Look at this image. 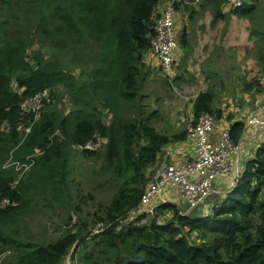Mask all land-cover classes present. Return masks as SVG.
Here are the masks:
<instances>
[{"label": "trees", "instance_id": "obj_1", "mask_svg": "<svg viewBox=\"0 0 264 264\" xmlns=\"http://www.w3.org/2000/svg\"><path fill=\"white\" fill-rule=\"evenodd\" d=\"M158 1L0 0V198L14 201L0 209V249L10 250L0 264H56L71 248L82 264H122L133 248L143 259L126 264H264V139L246 159L232 188L209 211L182 214L163 201L152 215L139 212L128 218L163 145L186 138V128L158 129L153 120L161 114L155 108L146 110L142 102L150 69L144 57L151 47ZM208 1L214 5L213 18L222 17L220 1ZM256 1L242 0L230 11L246 15ZM254 31L250 34L264 39V31ZM37 36L69 51L71 59L82 64L78 73L46 56L41 47L29 53ZM259 59L264 71V52ZM259 84L251 80L244 89ZM59 86L70 100L67 111L50 103L34 120L31 114H21L24 97ZM214 98L210 87L198 91L191 104L193 116L201 111L222 116ZM19 123L29 126L24 138ZM243 124H230L235 142ZM95 132L106 137L102 149L82 153L104 159L103 168L111 172L109 184L115 188L104 206L98 202L102 213L96 210L92 219L79 214L75 224L63 225L48 241L13 234L9 224L23 214L21 202L29 190L60 204L69 197L64 176L68 150ZM37 150L41 153L34 156L35 162L12 186L17 171L3 167L6 160L10 155L25 160ZM80 209L78 200L69 217ZM165 210L171 214L164 217ZM90 221L102 226L91 232Z\"/></svg>", "mask_w": 264, "mask_h": 264}, {"label": "rangeland", "instance_id": "obj_2", "mask_svg": "<svg viewBox=\"0 0 264 264\" xmlns=\"http://www.w3.org/2000/svg\"><path fill=\"white\" fill-rule=\"evenodd\" d=\"M189 1L197 9H210L212 12L211 21L219 23L217 28L223 39V41L221 39L220 43L233 45L224 51L223 57L217 54L216 59H218V63L214 60L209 64L199 66L200 68L198 69H196L195 65L187 69V65H182L180 61H178L177 66V60H175V68L177 66L178 70L176 75L174 70V74L170 79L163 74L155 55H153L155 57L148 59L149 62L156 63L153 64L150 71L146 72L145 87L141 90L145 92L142 102L145 103L146 110L155 108L161 114L153 120V123L158 129L165 132L185 128L189 122L194 120L190 105L196 93L207 87L212 88L214 91V105L220 108L221 115L226 119H228V116L243 117L241 109L245 105H250V102H255L257 98H264V71L259 59L260 54L264 52V39L260 38L262 34L258 36L250 34V32H256L254 30L264 31V0L256 1L254 10L241 16L230 11L239 5L233 4L230 0H219L222 17L218 18H213L215 10L213 9L214 5L210 3L211 1L199 0L197 3L196 0ZM178 38L179 36L177 35V43L180 44V38ZM33 44L32 47L28 48L29 53L32 49L41 47V51L46 56L57 58L65 67L74 71L75 74L78 73L79 67L82 64L80 61L72 60L69 51L49 44L42 36H37ZM149 51H152L151 47ZM30 62H34L33 57L30 58ZM251 80H257L260 86L244 89L246 82H250ZM12 86L16 88V83L13 82ZM47 88H50L52 100L45 103L42 108L44 109L51 103V106L60 108L63 112L67 111L70 106V100L63 88L61 86L58 88ZM21 89L19 88V90ZM245 94L250 97L249 103L244 100ZM21 101L19 102L20 110H22L21 114L24 112L30 115L31 106L23 104ZM36 118H33V120ZM105 118L107 119L108 116ZM261 121H264V117ZM245 122L247 123L246 119ZM22 128V125L21 127L17 126V130H19L22 138H24L30 130ZM54 133H59V131L56 130ZM103 144L98 149H102ZM38 153H41V150L28 154L25 160L14 159L11 155L9 158L10 160L24 162L27 161L28 156H32L33 163L35 162L34 156ZM67 155L64 176L66 174V180H68V185L65 189H67L66 192L69 197H66L60 204V202L48 200V195L45 198L38 197L35 195L34 189L29 190L24 194L21 202V207L24 210L23 214L20 216V219L9 224V229L14 230L13 234H18L24 237V239L32 241L37 239L48 241L56 237L59 231L63 229V225L70 226V224H75L79 214L92 219L96 210H98L97 213H102V206L98 209V202H101L104 206L115 190L109 184L111 175L109 168H103L104 159L101 156L85 157L82 149L75 146V144L68 150ZM7 166H12L14 169L16 167L8 164ZM30 166L20 175L18 173L22 169L16 167L17 173L13 179L12 186L17 184ZM32 180L34 178L30 180L25 179V181L30 182ZM80 197L81 199H79ZM78 200H80V211L78 214L73 212L71 217H69V213H71L70 207L78 202ZM206 201V203H209L206 211H209L211 205L215 203V198L209 195ZM209 201H211V204ZM202 206L203 204L198 207ZM167 212L170 214L168 210L162 212L164 217L167 216ZM195 212H200V210H195L193 213ZM133 216L135 215L130 214L128 218H132ZM90 223L89 229L91 232H95L102 226L101 222L92 223L90 221ZM76 264L78 263L76 262Z\"/></svg>", "mask_w": 264, "mask_h": 264}, {"label": "built area", "instance_id": "obj_3", "mask_svg": "<svg viewBox=\"0 0 264 264\" xmlns=\"http://www.w3.org/2000/svg\"><path fill=\"white\" fill-rule=\"evenodd\" d=\"M230 1L235 5L242 4V0ZM178 2L188 3L189 0H159L154 10L155 25L151 50L158 59L163 74L169 79L174 74L176 49L179 46L175 27V4ZM51 100L50 88L46 87L24 98L21 102L31 106L30 114L36 118L43 105ZM22 114L26 113L22 112ZM245 119L247 120L245 123L248 125L263 124L258 112L249 113ZM21 125L22 129H29V126L23 123H19L18 127ZM185 128L186 139L193 149L192 154L185 160L165 162L156 167L140 196L139 203L131 212L154 214L155 205H151V201L156 199L157 203L163 202L165 201L164 190L177 188L180 196L186 201V206L181 208L179 212L187 214L194 208L206 203L208 196L214 191L213 182L217 176L229 177L234 173L233 180H236L240 171L233 169L239 144L233 140L229 128L221 124L219 117L201 111ZM105 140V136L95 132L91 138L75 146L80 149L96 150L102 146ZM32 161V156H28L27 161L24 162L9 158L4 165H13L22 169L18 173L20 175L31 165ZM13 203L11 198L1 197L0 209ZM170 214L167 212V216ZM9 252V250L0 249V262ZM71 258V254L68 253L56 264H76V261H72Z\"/></svg>", "mask_w": 264, "mask_h": 264}, {"label": "crops", "instance_id": "obj_4", "mask_svg": "<svg viewBox=\"0 0 264 264\" xmlns=\"http://www.w3.org/2000/svg\"><path fill=\"white\" fill-rule=\"evenodd\" d=\"M190 3V1L188 3H181L176 7L175 27L177 35L180 38V44L176 50V60L177 66L178 61H180L182 65H187V69H190V66L193 65L198 69L200 68L199 66L209 64L214 60L218 63V59H216L217 54L223 57L225 54L224 51L233 44L224 45V43H220L222 38L220 31L217 28L219 23H217V21H211L212 12L210 9H197L195 7H186V5H184ZM153 55V52L149 51L144 57V62L150 67V69L153 64L156 63L148 61V59L155 57ZM177 66L175 68V75L178 70ZM191 68L195 69L193 67ZM150 69L147 71H150ZM249 99L250 97H248V95L244 97L245 102L249 103ZM241 110L243 111V117L231 116L228 119L224 118V116L219 117L221 124L228 128L234 120H242L244 122L239 139L236 141L239 144V150L235 155L234 171L242 170L246 159L253 155L254 149L259 141L264 139V121L263 124L259 125H248L245 123V118L251 112H258L261 118L264 117V98H257L255 102H250V105H245ZM192 150V146L186 138L167 143L161 148L153 169L165 162H178L185 160L192 154ZM233 176L234 173L229 177L217 176L215 178L213 182L214 191L210 194L214 196L215 202L218 198L220 199L223 197L225 192L232 188L235 183ZM163 196L165 201L173 203L177 206L178 210L186 206V201L180 196L177 188H166L163 192ZM209 202L211 204V201ZM150 204L156 205L157 200H152ZM208 204L209 203H205L202 207H196L194 208V211H206ZM136 213V211L130 212L132 215H136ZM68 253L71 254L72 261H76L78 264L81 263L77 259V254L73 252V248H71Z\"/></svg>", "mask_w": 264, "mask_h": 264}, {"label": "water", "instance_id": "obj_5", "mask_svg": "<svg viewBox=\"0 0 264 264\" xmlns=\"http://www.w3.org/2000/svg\"><path fill=\"white\" fill-rule=\"evenodd\" d=\"M143 259V256L135 253V248L132 249L131 251V256L130 257H126L122 264H126L128 261H141Z\"/></svg>", "mask_w": 264, "mask_h": 264}]
</instances>
